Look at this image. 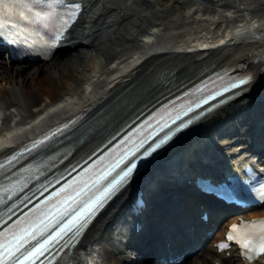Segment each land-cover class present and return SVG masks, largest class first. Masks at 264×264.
Masks as SVG:
<instances>
[{
  "label": "bare ground",
  "instance_id": "6f19581e",
  "mask_svg": "<svg viewBox=\"0 0 264 264\" xmlns=\"http://www.w3.org/2000/svg\"><path fill=\"white\" fill-rule=\"evenodd\" d=\"M81 1L84 11L70 33L65 48L69 52L54 62L58 74L50 75L43 65L13 66L0 52V156L56 123L86 113L62 144L70 154L66 166L93 151L134 114L202 73L205 76L225 66L253 71L244 96L175 138L155 167L175 156L166 170L188 178L195 170L193 165L204 166L205 172L212 170L219 163L218 152L230 159L221 168L232 163L234 169L248 156L247 147L264 153L260 148L264 138V0H169L167 7L161 5L168 0ZM173 3L178 8L183 5L184 11L172 12ZM71 68L77 76L63 88L58 76ZM246 122L248 131L243 126ZM167 176L142 180L148 195L161 191L156 195L162 194L156 205L161 214L173 208L162 201L167 197L163 194ZM192 197L191 205L197 196ZM128 198L126 193L99 218L65 264H133L123 250L130 236L126 233L118 242L123 237L125 214L111 224L114 211L120 212ZM174 212L164 218L177 226ZM261 214L264 210L248 217ZM189 243L182 241L176 249ZM138 248L136 244L132 249L136 252ZM230 253L226 258L205 247L187 263L264 264V255L247 263L239 251L231 249Z\"/></svg>",
  "mask_w": 264,
  "mask_h": 264
},
{
  "label": "snow or ice",
  "instance_id": "6c2138e0",
  "mask_svg": "<svg viewBox=\"0 0 264 264\" xmlns=\"http://www.w3.org/2000/svg\"><path fill=\"white\" fill-rule=\"evenodd\" d=\"M80 7L79 3H69L68 0H0V38L10 44L27 43L32 33L21 27L22 23L55 29L60 35L66 30L70 21L75 19ZM246 83V80H240L238 83H233L231 88H237ZM227 90L226 88L225 91ZM159 146L160 144L156 145V147ZM134 167L135 165L124 172L120 180L123 181ZM113 187L114 185H110L100 197L77 212L55 235L44 239L31 250H26V246L36 240L38 235L42 236L47 228L43 230L39 226L31 230L19 228V231H13L10 236L0 235V264H35V259L48 251L50 245L62 239L74 228L83 227L88 216L102 203ZM76 195L79 196L80 193ZM232 233H239V236H234ZM229 239H236L241 246L242 254H245L248 260L264 254V221L241 222L239 227L233 225Z\"/></svg>",
  "mask_w": 264,
  "mask_h": 264
},
{
  "label": "rangeland",
  "instance_id": "374dc122",
  "mask_svg": "<svg viewBox=\"0 0 264 264\" xmlns=\"http://www.w3.org/2000/svg\"><path fill=\"white\" fill-rule=\"evenodd\" d=\"M171 2L168 0V1H164L163 4L161 5L162 7H167ZM177 4L178 3H173L172 4V7H171V11L174 12V10H176L178 7H177ZM180 11H184L185 7L183 5H180L179 8H178ZM66 56V53H64L63 55H60V56H57L50 64H47V65H44L48 70L47 72L50 74V75H54L55 73L58 74V69H56V66L54 64V62L56 61V59H60V58H64ZM14 66L16 64H13ZM18 66V65H16ZM32 67V66H31ZM52 67V68H51ZM58 76V75H57ZM77 76V72L75 69H69L67 71H64L63 73L59 74V79H61L63 81V88L67 86V84L69 82H71L74 77ZM61 77V78H60Z\"/></svg>",
  "mask_w": 264,
  "mask_h": 264
}]
</instances>
